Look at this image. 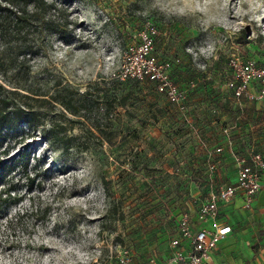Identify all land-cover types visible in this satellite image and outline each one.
<instances>
[{
    "label": "rangeland",
    "instance_id": "1",
    "mask_svg": "<svg viewBox=\"0 0 264 264\" xmlns=\"http://www.w3.org/2000/svg\"><path fill=\"white\" fill-rule=\"evenodd\" d=\"M46 2L0 0V112L22 114L0 125V188L22 196L0 213V264H154L178 216L264 155V98L226 81L233 55L264 65V0ZM147 19L195 82L185 112L112 76Z\"/></svg>",
    "mask_w": 264,
    "mask_h": 264
},
{
    "label": "built area",
    "instance_id": "2",
    "mask_svg": "<svg viewBox=\"0 0 264 264\" xmlns=\"http://www.w3.org/2000/svg\"><path fill=\"white\" fill-rule=\"evenodd\" d=\"M160 30L147 19L138 31L137 38L125 51L120 67L112 76L120 81L130 79L152 81L179 111L185 112L190 92L195 87L191 81L186 85L173 76L174 62L157 52ZM232 77L227 84L236 98L259 100L264 98V65L256 60L230 57ZM264 186V155L255 152L250 159L242 158L234 181L210 192L201 201L195 214L182 213L175 219V234L166 254L154 264H211L212 252L232 231V225L220 220L221 204L243 197V206L251 207L255 197Z\"/></svg>",
    "mask_w": 264,
    "mask_h": 264
},
{
    "label": "crops",
    "instance_id": "3",
    "mask_svg": "<svg viewBox=\"0 0 264 264\" xmlns=\"http://www.w3.org/2000/svg\"><path fill=\"white\" fill-rule=\"evenodd\" d=\"M220 220L233 231L214 249L211 264H264V186L251 207L241 195L222 203Z\"/></svg>",
    "mask_w": 264,
    "mask_h": 264
},
{
    "label": "trees",
    "instance_id": "4",
    "mask_svg": "<svg viewBox=\"0 0 264 264\" xmlns=\"http://www.w3.org/2000/svg\"><path fill=\"white\" fill-rule=\"evenodd\" d=\"M5 1H9L10 3H12L13 5H15L16 3L18 2H24L25 6H28L29 3H33L35 7L37 8H40L42 5H44V3H47L46 0H5ZM25 14H28L30 11L27 9V7L25 8ZM37 11H33L32 13H30V15H33L35 14ZM52 22V21H51ZM55 29L56 31L60 34V36L62 38H66L67 36H65V30L63 28H61V24L58 22L55 24ZM174 65H173V76L175 78V80L179 83H183V84H190L191 81L193 80H189V81H185V80H181L179 78V74L180 72L184 69L179 63H176L174 60ZM148 80V79H146ZM228 79H226V81H228ZM127 81H142V80H137V79H130V80H127ZM150 81V80H148ZM152 82V81H150ZM153 83V82H152ZM154 84V83H153ZM155 87V85H154ZM156 89V87H155ZM233 92V95L235 96L234 94V90L232 88H230ZM195 92V87L191 90L190 92V98L193 96ZM236 97V96H235ZM243 99H247V98H244V97H241ZM22 118V114L19 113L18 111H13L12 115L9 114L8 112H5V111H1L0 112V125L8 120H16L18 121L19 119ZM9 167H12L11 165L8 166ZM6 174L3 173V168H0V183L2 181V179L4 178ZM28 179V183H29V187L32 188L33 185L35 184L36 182V178L35 176H28L27 177ZM17 188L15 185L13 186H9L8 188H0V213L6 209L7 207L11 206V205H14V204H17L18 202L21 201L22 199V196L18 194L17 192ZM175 223V221H174ZM174 225V224H173Z\"/></svg>",
    "mask_w": 264,
    "mask_h": 264
}]
</instances>
